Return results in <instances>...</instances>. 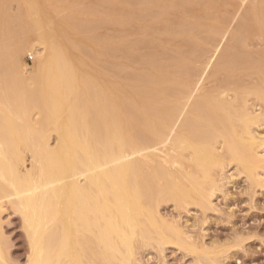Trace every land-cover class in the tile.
Returning a JSON list of instances; mask_svg holds the SVG:
<instances>
[{
	"label": "bare ground",
	"instance_id": "obj_1",
	"mask_svg": "<svg viewBox=\"0 0 264 264\" xmlns=\"http://www.w3.org/2000/svg\"><path fill=\"white\" fill-rule=\"evenodd\" d=\"M57 1L48 23L40 3L42 12L30 0H0V264H10L1 223L7 202L22 216L28 264H141V247L152 243L177 244L218 264L221 251H199L159 205L211 206L212 172L226 159L264 184V137L252 129L264 112L245 105L249 94L264 104V48L251 53L243 38L264 43V0L244 4L232 31L240 0H85L84 9L75 7L83 0H70L74 11ZM59 4L77 11L70 14L78 22L70 14L56 19ZM57 20L62 30L73 22L64 32L77 39L87 29L92 37L87 30L80 37L99 50L84 54ZM226 38L212 74L227 78L202 91L207 67L195 65ZM36 44L44 52L34 57ZM73 51L107 61L105 70L96 61L83 71L91 60L81 66ZM26 52L35 58L31 71ZM252 74L259 82L243 88L241 78Z\"/></svg>",
	"mask_w": 264,
	"mask_h": 264
},
{
	"label": "rangeland",
	"instance_id": "obj_2",
	"mask_svg": "<svg viewBox=\"0 0 264 264\" xmlns=\"http://www.w3.org/2000/svg\"><path fill=\"white\" fill-rule=\"evenodd\" d=\"M47 1L48 0H36V2H35L34 0L33 1L30 0L31 5H34V7H32V8L38 9L39 7L36 8L35 5H37V3L41 4V6L43 8L41 10H43V12L41 10H39L41 7L38 9V11H41L44 15V16L43 15L42 16L48 20V19H50L49 16L53 15V13H54L53 11L56 12V10H55L56 8L54 5H58V3L55 4V2H56V0H55L54 5H53V1L51 0L52 4L50 3L51 5L49 4L50 6L48 7L47 3H49V2H47ZM60 1H59V3H60ZM68 1H69V3H68ZM68 1L64 0V1H62V3L65 2L64 5L65 4H71L73 6V11H74L75 10L74 9L75 4L70 3L71 2L70 0H68ZM84 1L85 0H83L82 2L79 1L78 4L76 3V5H75L76 9H77V7H79L78 5H80V4L82 5V3ZM248 1H250V0H247V1L245 0L243 2H241V0H240L239 6H241V7L238 6L239 9H237L239 11H236L235 13L230 15L229 18H230V20H232V22H230V23H232V24H230V27H229L230 29L231 28L233 29V27L235 28L237 21L240 20V18L242 17V14L244 12V9H245L244 4L246 5L248 3ZM33 2H35V4H33ZM44 3H46V4H44ZM84 3H83V6L86 5V3L85 4ZM17 4H18V2L16 3V1L11 3L10 8L12 9V11H15L16 9H18L17 7H19V4L18 5ZM40 4H38V5H40ZM52 5L55 9H52V7H51ZM71 5H70V7H71ZM59 6L61 8V4H59ZM66 6L69 7V5H66ZM83 6H81L82 7L81 9H84ZM86 7L87 6H85V9H86ZM49 8H51V10ZM62 8H64L63 4H62ZM62 8L60 9V11L57 9L59 11L58 16L56 15V13L54 14V16L56 15V17H55L56 19H58V17L59 18L61 17V19L59 20L60 22L62 21V16L65 15L64 17L65 18L67 17L66 14L68 15L70 13L73 14L76 12L74 16L77 15V11L73 12L71 9L72 7L68 8V9H71V12L69 11V13H65L68 11L67 7H65L66 9L65 8L62 9ZM78 9H80V7ZM241 9H243V10H241ZM46 10L48 11V13H49V11H51L52 14L50 12L49 15H47ZM31 11H32V9H31ZM44 11H46V12H44ZM82 11H84V10H82ZM34 12H35V10L32 11L31 13L33 14ZM78 12L81 15L80 10ZM62 14H64V15H62ZM33 16H34V14H33ZM74 16H72L73 18L71 17L72 20L76 19V18H74ZM71 18H69L68 21H72V20H70ZM83 19L85 20V17H83ZM53 20L54 19L51 18L50 20H48V23L52 22ZM78 20L80 21V19H78ZM59 21L57 20L56 23H59ZM75 21H77V19ZM83 22L84 21H80L79 23L81 24ZM56 23H54V25ZM61 23H63V22H61ZM72 23L73 22H71V24H70L68 22L67 27H69V25H72ZM50 25L52 26L53 24H50ZM57 25L58 24H56V26ZM60 25L61 24L59 23L57 28ZM64 26H63V30H62L61 26H60L61 29L59 27L60 32L63 31L61 34L65 35L63 37H66V34H68V35L73 34L72 37H74V39H73L74 42L77 44L82 43L83 46L86 47V48H84L80 44L81 47L84 48V49L83 48L79 49L80 51L83 50L82 52L84 53L85 49L88 50L90 47H92L94 50V47L92 46L93 43L91 41H89V42H91L92 44L90 43L88 45V43H85L87 41H85V39H84L86 37L84 35L86 32H84V31H86L87 29L82 30L84 32V34L82 33L81 30H80L81 32L79 31L80 32L79 34L81 36H83V35L85 36V37H82L83 39L80 37L79 34H77V35H79V38H81L80 40H82V42H80V40H78L79 38L77 39V36L75 37L76 34L73 33L72 30L69 32H66V34H65L64 30L66 31V29H68V28L66 27V29H65ZM77 27L78 26L76 24V28L75 27H72V28L77 29ZM69 28H71V27H69ZM232 29H231V31H232ZM77 33H78V31H77ZM87 33H89L88 35H90V36L92 35V34H90L91 32H89L88 30H87ZM70 35L66 37V40L68 39V37H71ZM89 37L87 36V40ZM91 37L89 39H91ZM251 37H249V38H248V36L243 37L245 39V40L244 39L243 40H244V43H246L245 44L246 47H248V49H250L249 52L251 51V53L252 52L254 53V52L264 48V43H263L262 39H260L259 37H255V38L253 36H251ZM227 39L228 38L225 39L226 42L224 41L222 43V45H221L222 47L220 46L221 48L217 52H215L214 50L211 51L209 53V55L205 56V58L202 59V61H199L198 64L195 65V67H198V68L203 69V70L207 67L206 68L207 73H205V75H204V77L205 76L206 77L205 78L203 77L204 78L203 80H205V81L204 82L202 81V85H201L202 91H203V89L209 90V89H214L215 87H218L219 85L223 84L225 79L227 78V77L225 78V74H220L218 76H213V74H212V71H213L212 68H214L213 66L216 65L215 63L218 61L220 50H222L225 47V45L228 41ZM73 40L70 39V41H73ZM76 41H78V42H76ZM35 47H36V50H35L36 54L33 52L34 57H36V55H40V53L42 54L44 52L42 45L39 46V44H36ZM78 47H75V49H77ZM87 47H89V48L87 49ZM95 48H96V46H95ZM197 48H198V46H197ZM75 49L73 48L74 51H76ZM245 49L247 50V48H245ZM79 50L77 49L78 52H80ZM96 50H99L98 47L96 48ZM96 50H94V51H96ZM199 50H201V49L198 48V50L196 49V51H194L195 55H197V54L200 55L201 52H203L202 50H201V52H199ZM74 51H73L72 55L75 53L76 56L74 55V57H77V60H78L79 59L78 56L80 57V55H78V54H80V53L74 52ZM89 52L84 53V54L90 55V53H91V55H92V51L90 53ZM218 52H219V54H218ZM33 55L31 54V52L25 53V55L23 57V61L27 65V67H28V65H31V62L33 61V59H35L34 57H32ZM86 55H84V56H86ZM94 55L95 54H93V56ZM94 57H96V56H94ZM89 58H90V56H89ZM213 58H215V59H213ZM88 59L83 60L80 58L78 60V61H80L79 64H81V66H82V63L83 64H84V62L86 63L87 61H85V60H88ZM89 60L92 61V58H90ZM81 61H82V63H81ZM91 61H90V63L88 62L89 64L87 63L86 66H88V67L92 66L93 68H95L96 66H98L100 64L99 67L101 69L105 70V67H106L105 64L107 63V61L103 60L104 65L101 64L102 62L100 60L97 61V58L95 61H92V62ZM94 62L99 63V64H97L96 66H93ZM204 62H207L206 63L207 65L206 64L202 65V63H204ZM32 63H33L31 65L32 67L31 66L28 67V69L30 71L34 67L33 66L34 62H32ZM91 63H93V65ZM195 63H197V62H195ZM209 64L212 65L211 68H210ZM101 65H102V67H101ZM135 65L137 66V64H135ZM200 65H202V66H200ZM86 66L84 65V67H82L83 71L84 70L85 71L90 70V67H89V69L88 68L85 69ZM208 68H210V69H208ZM29 70H28V74L30 73ZM96 71H98V70H96ZM88 73H90V72H88ZM91 73H94L93 69H92ZM211 76H213V77H211ZM244 76L246 78H243ZM244 76L241 78V80L239 82V84L242 85L243 88H245L246 85L249 88L253 84H256L257 82H259V80H258L259 77L257 79L256 75L254 76L252 74V75H244ZM253 78H255V79H253ZM223 79H224V81H223ZM232 88L233 87H231V89ZM225 92H224L225 93L224 96L227 95L225 98H227L228 100L233 99L234 93H235L234 88H233V91L230 90V92L229 91H225ZM245 99H246L245 103H247V104H245V105H247L246 108H248V111L250 110V113L261 115L264 112L263 102L261 101V99H258V97L256 98V96H254V94L253 95L249 94V96L247 95V97ZM34 117H36V116L34 115ZM252 127H253L252 129H254L253 132L258 137H264V122L263 121H260L259 123L252 125ZM259 134H262V135H259ZM54 140H56V136L52 137V139H51L52 144H54L56 142V141L54 142ZM220 141L221 140L219 139L214 144H215L217 152L219 154H221V153L224 154L225 153L224 152L225 147L223 146V144ZM29 157H30V155H29ZM29 159L31 160V158H28V156H27L26 165H28V167L31 165V162ZM228 160L227 159L225 160V163L222 167L223 169L216 168V170H213V172H212V173H214V174H212L213 177L217 180V184H218L217 186L218 187L216 188V190H214V192L215 191L216 192L213 193V196H211V200H210L212 203L211 206L209 204V207H203V206L200 207L199 204H193L192 203L193 205L189 204L183 208V207L177 206L176 203H173V201H165L163 203H160V205H159L160 213H161V215H163V217L166 220H168L169 222H171L173 224H177L186 233L191 235L190 242L193 241L191 243L195 244V246L197 245L196 247H197V249H199V251L208 250V249L211 250V249H216V248H217L218 252L221 251L220 252L221 254L219 253L220 255H218L219 256L218 264L219 263L220 264H264V184L260 185L258 183L259 184V186H258L257 184H255V182L253 183L252 180L248 177L247 173L245 174V172L242 171V169L237 165L236 162H230ZM260 175H261V177L260 176L259 177L261 179H262V177L264 178V176H263L264 172H260ZM262 180L263 181H261V182L264 183V179H262ZM5 204L6 205L4 207V211L1 214V223H2V232H3V236H4L3 238H4V241L6 242L5 247H6V251L8 254V255H6L7 259H8L7 261L10 264H28L29 241H28V236L26 234V230L24 229L22 216L19 213H15L13 211L14 209H11L12 206L10 205V203L7 202ZM152 244L153 245L146 246V248L141 247L142 249H140V251L138 250L139 251L138 254H140V255H138V257L140 256L141 264H208L207 259H205V257L202 255L201 252H200V254H201L200 255L199 253H194L192 251H188L189 249L187 250V249L182 248V247L180 248V247H178L177 244H175V245L174 244H167V245L162 246V248L161 247L158 248V246L156 244L154 245V243H152ZM159 249H160V251H159ZM203 257H204V259H203Z\"/></svg>",
	"mask_w": 264,
	"mask_h": 264
}]
</instances>
